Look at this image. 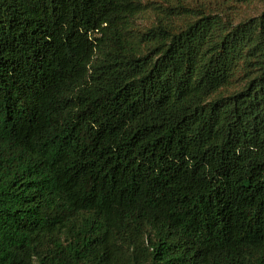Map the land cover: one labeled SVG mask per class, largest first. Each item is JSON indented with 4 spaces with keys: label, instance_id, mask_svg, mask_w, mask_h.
I'll return each mask as SVG.
<instances>
[{
    "label": "trees",
    "instance_id": "obj_1",
    "mask_svg": "<svg viewBox=\"0 0 264 264\" xmlns=\"http://www.w3.org/2000/svg\"><path fill=\"white\" fill-rule=\"evenodd\" d=\"M151 1L0 0V264H264V7Z\"/></svg>",
    "mask_w": 264,
    "mask_h": 264
},
{
    "label": "rangeland",
    "instance_id": "obj_2",
    "mask_svg": "<svg viewBox=\"0 0 264 264\" xmlns=\"http://www.w3.org/2000/svg\"><path fill=\"white\" fill-rule=\"evenodd\" d=\"M162 1V2H161ZM172 5L177 4V0H170ZM190 7H201L205 11H209L221 16H227L231 20L239 21L248 17L258 15L263 7L264 0H252L245 2L244 0H183ZM162 7L159 8L158 5ZM166 4L164 0H153L148 3L146 9L138 15L135 20L136 29H145L151 25L156 17L164 16ZM179 21L183 22V19L179 17Z\"/></svg>",
    "mask_w": 264,
    "mask_h": 264
}]
</instances>
